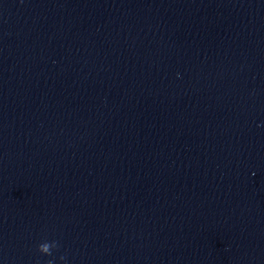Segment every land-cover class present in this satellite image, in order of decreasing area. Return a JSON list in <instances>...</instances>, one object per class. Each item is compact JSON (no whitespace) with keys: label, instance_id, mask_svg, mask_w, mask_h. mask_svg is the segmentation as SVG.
Segmentation results:
<instances>
[{"label":"clouds","instance_id":"clouds-1","mask_svg":"<svg viewBox=\"0 0 264 264\" xmlns=\"http://www.w3.org/2000/svg\"><path fill=\"white\" fill-rule=\"evenodd\" d=\"M44 251H47V246H44V249H43Z\"/></svg>","mask_w":264,"mask_h":264}]
</instances>
